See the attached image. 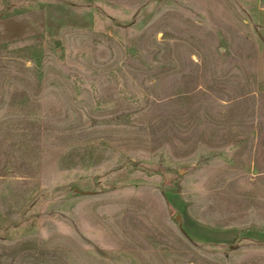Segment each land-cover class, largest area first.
I'll list each match as a JSON object with an SVG mask.
<instances>
[{
  "label": "rangeland",
  "instance_id": "374dc122",
  "mask_svg": "<svg viewBox=\"0 0 264 264\" xmlns=\"http://www.w3.org/2000/svg\"><path fill=\"white\" fill-rule=\"evenodd\" d=\"M0 264H264V0H0Z\"/></svg>",
  "mask_w": 264,
  "mask_h": 264
}]
</instances>
